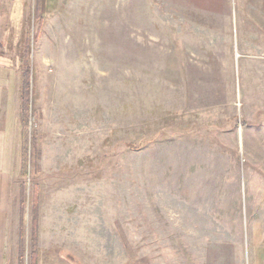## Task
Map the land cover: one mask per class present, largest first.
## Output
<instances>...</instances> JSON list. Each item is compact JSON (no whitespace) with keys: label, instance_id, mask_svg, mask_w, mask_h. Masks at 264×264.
Listing matches in <instances>:
<instances>
[{"label":"rangeland","instance_id":"374dc122","mask_svg":"<svg viewBox=\"0 0 264 264\" xmlns=\"http://www.w3.org/2000/svg\"><path fill=\"white\" fill-rule=\"evenodd\" d=\"M222 5L0 0L19 189L7 264L250 263L252 224L264 237V76L212 59L202 8Z\"/></svg>","mask_w":264,"mask_h":264},{"label":"crops","instance_id":"0c3cea01","mask_svg":"<svg viewBox=\"0 0 264 264\" xmlns=\"http://www.w3.org/2000/svg\"><path fill=\"white\" fill-rule=\"evenodd\" d=\"M225 4L227 0H223L222 6L202 8L203 20L207 23V26L204 24L207 30L204 28L202 32L210 39H217L216 48L210 51L214 56L212 59L227 62L235 56L242 57L249 77L264 76V0H249L248 7L239 1V8L235 10L225 7ZM234 18L237 49L233 43V28L227 25L228 20ZM208 46L214 45L210 42ZM0 90V264H7L9 249L17 246L15 222L19 189L14 168L15 128L8 112L2 111L4 89L1 81ZM248 238L249 264H264V237L256 230V225L252 224Z\"/></svg>","mask_w":264,"mask_h":264},{"label":"trees","instance_id":"16d2710c","mask_svg":"<svg viewBox=\"0 0 264 264\" xmlns=\"http://www.w3.org/2000/svg\"><path fill=\"white\" fill-rule=\"evenodd\" d=\"M39 1V0H37ZM26 76H24L25 78ZM24 86L26 88V91L25 92H28V83H27V80H24ZM23 93V96H22V100H23V103H22V120H23V123L25 124L27 122V119H28V114H29V93ZM25 155V154H24ZM21 260V256H20V259Z\"/></svg>","mask_w":264,"mask_h":264}]
</instances>
